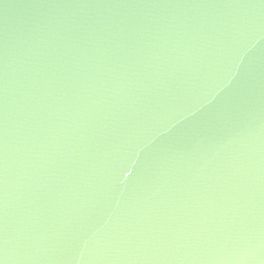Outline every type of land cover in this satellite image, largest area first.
Segmentation results:
<instances>
[{
  "label": "water",
  "instance_id": "1",
  "mask_svg": "<svg viewBox=\"0 0 264 264\" xmlns=\"http://www.w3.org/2000/svg\"><path fill=\"white\" fill-rule=\"evenodd\" d=\"M0 264H264V0H0Z\"/></svg>",
  "mask_w": 264,
  "mask_h": 264
}]
</instances>
